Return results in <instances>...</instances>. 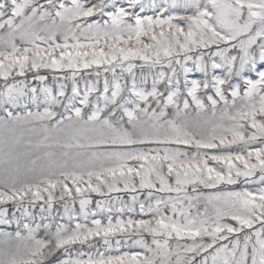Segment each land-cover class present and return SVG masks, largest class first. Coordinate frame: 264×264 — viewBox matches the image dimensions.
Masks as SVG:
<instances>
[{"label":"snow or ice","instance_id":"1","mask_svg":"<svg viewBox=\"0 0 264 264\" xmlns=\"http://www.w3.org/2000/svg\"><path fill=\"white\" fill-rule=\"evenodd\" d=\"M0 264H264V0H0Z\"/></svg>","mask_w":264,"mask_h":264}]
</instances>
